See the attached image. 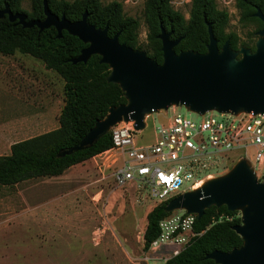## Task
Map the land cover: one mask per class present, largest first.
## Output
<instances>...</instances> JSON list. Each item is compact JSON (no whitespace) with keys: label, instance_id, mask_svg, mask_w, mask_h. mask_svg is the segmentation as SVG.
I'll return each instance as SVG.
<instances>
[{"label":"trees","instance_id":"obj_1","mask_svg":"<svg viewBox=\"0 0 264 264\" xmlns=\"http://www.w3.org/2000/svg\"><path fill=\"white\" fill-rule=\"evenodd\" d=\"M31 12L21 8L22 0H0V11L7 6L12 13H24L28 20H43L42 0H29ZM171 0H145L144 21L147 27V43L138 44L137 20L126 17L118 2L107 5L102 0H47L50 11L58 17L64 16L75 22L88 12L87 21L95 28H108V36L119 34L120 44L144 51L158 64L162 63L161 29L171 32L170 40H179L174 48L176 54L193 51L206 52L209 42L207 23L211 24L214 38L220 49L226 42L232 50L238 49L234 35L224 33L227 16L216 9L214 0H192L189 19L171 6ZM237 8L248 21L260 20L254 17L256 9L264 14V0H236ZM87 45L78 38L63 31L57 38L54 28L39 32L33 27L24 29L10 23L5 17L0 20V54L10 56L19 52L42 62L46 69L55 73L63 81L64 106L58 117L59 128L43 135L15 143L10 154L0 157V186L46 177H56L75 165L84 163L112 148L111 131L101 137L92 147L69 155L64 151L79 143L94 127L103 120L109 108L125 105L124 93L117 84L107 82L110 69L100 63V57L93 55L86 63L71 64ZM170 200L155 206L146 216L143 236L144 251L159 234V222L173 215L165 208ZM193 226L195 234L190 244L177 256L167 259L164 264H216L206 256L213 251L229 253L240 248L243 241L233 227L240 225V213L229 212L225 206H212L204 211L203 217ZM220 218H222L220 220ZM230 218L231 221H228Z\"/></svg>","mask_w":264,"mask_h":264},{"label":"water","instance_id":"obj_2","mask_svg":"<svg viewBox=\"0 0 264 264\" xmlns=\"http://www.w3.org/2000/svg\"><path fill=\"white\" fill-rule=\"evenodd\" d=\"M42 5L43 20H28L26 14L12 13L7 6L0 11V20L7 17L10 23L24 29L36 27L39 32L52 27L57 38L63 31L78 38L87 47L70 60L71 64L86 63L98 55L100 63L110 69L107 82L117 84L127 102L109 108L106 117L62 155L92 147L122 121L132 122L134 130L140 131L146 116L171 107H183L199 115L209 111L264 115V14L258 8L254 17L263 23V28L257 32L259 39L253 52L246 48L234 51L228 42L219 49L211 24L207 23L209 42L204 54H176L174 48L179 40H170L171 32L161 29L162 63L158 64L144 51L120 44L119 34L109 37L107 26L101 29L90 25L87 11L80 20L71 22L53 14L47 0H42ZM212 206H225L229 212L241 210L240 225L233 231L243 244L229 253L213 251L206 259L216 264H264V181L258 180L247 160L238 161L226 176L171 199L165 210H184L200 220Z\"/></svg>","mask_w":264,"mask_h":264},{"label":"rangeland","instance_id":"obj_3","mask_svg":"<svg viewBox=\"0 0 264 264\" xmlns=\"http://www.w3.org/2000/svg\"><path fill=\"white\" fill-rule=\"evenodd\" d=\"M191 1L171 0L170 3L188 20ZM112 2L121 4L126 17L137 20L138 44L145 46V0H102L103 5ZM214 2L216 9L227 16L224 33L236 37V51L246 48L253 52L259 39L257 32L263 28V23L245 20L236 0ZM21 8L30 13V1L22 0ZM12 56L25 55L16 52ZM26 58L18 66L32 67L37 87L41 91L50 87L55 98L62 97L63 91L59 86L62 80L55 73H45L42 69L44 64L39 60L30 56ZM9 76H12L10 72L7 76L0 73V106L3 107H9L11 101L10 96L4 93L9 86ZM172 110L179 114L187 113L183 107H171L146 116L145 127L134 134L137 146L154 142L155 127L173 117ZM190 118L199 119L193 114ZM9 154L8 146L2 144L0 157ZM112 154L102 153L75 165L64 178L46 177L0 186V264H164V260L159 258H166L168 253L143 249L146 216L158 202L146 197L141 199L133 186L120 188L113 183L111 173L120 161L113 163L109 158ZM231 155L234 156L223 159L210 170V176L202 182L203 186L230 173L238 162L237 153ZM181 190L189 192L187 186ZM181 212L183 210H175L173 214ZM239 213L242 216L241 210Z\"/></svg>","mask_w":264,"mask_h":264},{"label":"built area","instance_id":"obj_4","mask_svg":"<svg viewBox=\"0 0 264 264\" xmlns=\"http://www.w3.org/2000/svg\"><path fill=\"white\" fill-rule=\"evenodd\" d=\"M172 112L173 117L155 127L154 142L146 146L135 143L134 134L143 129L134 130L132 122L122 121L111 129L112 148L104 153L113 152L111 161H120L111 173L116 186H133L138 197L160 204L185 193L183 186L195 190L210 170L235 152L237 161L247 160L257 178L264 179V115ZM191 114L199 119H191ZM195 220L184 210L163 219L148 251L168 253L159 258L164 262L177 256L200 235L193 231Z\"/></svg>","mask_w":264,"mask_h":264},{"label":"crops","instance_id":"obj_5","mask_svg":"<svg viewBox=\"0 0 264 264\" xmlns=\"http://www.w3.org/2000/svg\"><path fill=\"white\" fill-rule=\"evenodd\" d=\"M27 56L29 55L15 58L12 55H0V73L7 76L10 72L12 75L7 78L9 86L5 88L4 92L10 96V106H0V146L6 144L8 150L15 143L58 129V117L64 106L63 93L62 97L55 98L50 87L47 91H41L36 85L32 67L29 65L18 66L21 62L24 63ZM42 69L45 73H53L44 66ZM28 72H30V76ZM63 84L59 81L62 91ZM73 167L55 178H64L67 171Z\"/></svg>","mask_w":264,"mask_h":264},{"label":"bare ground","instance_id":"obj_6","mask_svg":"<svg viewBox=\"0 0 264 264\" xmlns=\"http://www.w3.org/2000/svg\"><path fill=\"white\" fill-rule=\"evenodd\" d=\"M202 186H203V183H200V184L197 186V188H202Z\"/></svg>","mask_w":264,"mask_h":264}]
</instances>
